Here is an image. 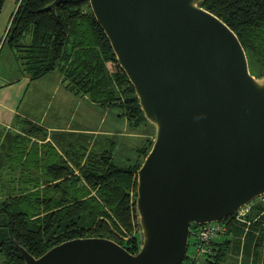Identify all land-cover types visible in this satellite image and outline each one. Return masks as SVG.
I'll list each match as a JSON object with an SVG mask.
<instances>
[{"label": "water", "instance_id": "obj_1", "mask_svg": "<svg viewBox=\"0 0 264 264\" xmlns=\"http://www.w3.org/2000/svg\"><path fill=\"white\" fill-rule=\"evenodd\" d=\"M87 1L154 130L136 171L139 248L77 237L36 257L17 246L24 264H181L191 223L264 194V75L202 0Z\"/></svg>", "mask_w": 264, "mask_h": 264}, {"label": "trees", "instance_id": "obj_2", "mask_svg": "<svg viewBox=\"0 0 264 264\" xmlns=\"http://www.w3.org/2000/svg\"><path fill=\"white\" fill-rule=\"evenodd\" d=\"M52 1L17 0L11 14L3 44L8 43L22 59L23 70L32 79L62 70L73 92L87 95L100 106L117 107L130 127L148 123L88 1L60 2L56 10H44ZM199 5L235 32L245 52L262 67L259 76H263L264 0H202ZM21 121L25 134L9 131L1 146L5 150L7 142H16L19 160L27 152L30 136L46 139L48 135L43 126ZM88 139L81 132L53 133V142L43 145L47 149L38 159L46 180L23 181L25 187L13 189L1 200L0 256L4 258L0 264H24L17 243L36 257L77 237H107L131 253L138 250L136 171L153 138L135 147L133 162L125 165L114 160L115 140L95 151L87 148ZM31 161L30 155L25 162ZM246 217L248 223L236 222L233 215L222 220L226 233L212 242L213 253L202 258V264H223L233 252L240 255L242 264H260L264 202L253 203Z\"/></svg>", "mask_w": 264, "mask_h": 264}, {"label": "crops", "instance_id": "obj_3", "mask_svg": "<svg viewBox=\"0 0 264 264\" xmlns=\"http://www.w3.org/2000/svg\"><path fill=\"white\" fill-rule=\"evenodd\" d=\"M26 41L29 42L30 37H28ZM12 53L14 56L4 59L2 64L5 68H15L16 72L14 73L13 71L12 73L7 74L3 73V69L0 68V201L9 194V190H11V192H13V189L17 190L23 181L31 180L35 182L36 180H46V177L42 174V169L39 167L41 163L38 159L47 149L43 145L46 142H53V133L81 132L90 134L100 133L104 135L118 133V131H114V129L111 128L106 129L105 131H98L97 128L88 127V125H86L88 124V119L84 118L87 114L82 115V118L84 119H82L81 124H79L74 123L72 120L64 122L62 120L63 116L60 115V112L51 113V100L56 98L59 90L63 91L60 98V102L62 103L71 102L78 96V99H85L86 101H89V103H92V105H96L97 103L91 101L85 94H77L73 92L68 87V81L62 70L56 69L40 78L32 79L30 74L23 70L24 65L22 59H19L15 52ZM54 73H57V76L53 79H49L48 76ZM36 81L40 82H38L35 87L40 88L37 90L39 94L35 97L36 99L34 98L36 101L35 109L22 110L21 106L25 95L27 94L28 89L32 87L33 83ZM41 93H47L48 95L47 97H45V95L40 96ZM44 98H47V104L41 105V103H44ZM60 106L63 105L61 104ZM102 107L106 113L110 108L115 106ZM119 113L120 111L117 116H119ZM21 119H27L43 126L48 132V135L46 139H41L38 136H30L27 152L22 156V160H19V152H15L17 150V147H15L16 142H7L5 150H3L1 146L5 135L9 131L15 134H25ZM127 134L130 133L128 132ZM56 148L59 150L58 147ZM31 150L33 153L30 154ZM59 152L62 153L60 150ZM30 155L33 158V161L26 163L25 160ZM14 157L16 158V161H11ZM35 159L37 160L35 161Z\"/></svg>", "mask_w": 264, "mask_h": 264}, {"label": "rangeland", "instance_id": "obj_4", "mask_svg": "<svg viewBox=\"0 0 264 264\" xmlns=\"http://www.w3.org/2000/svg\"><path fill=\"white\" fill-rule=\"evenodd\" d=\"M3 3V4H2ZM87 4V3H86ZM17 0H0V68L3 69V73L10 74L14 71L16 72L15 68H5L2 64V61L7 58H11L14 56L12 53V49L8 45V43H4L5 35H6V28L8 26L9 20L11 18V14L16 8ZM247 60H248V67L251 74L255 76H259L261 73L260 70L262 67L256 63L252 57V54L246 52ZM17 65V64H15ZM57 73L51 74L48 76L49 79H53L56 77ZM46 79V80H49ZM38 82L36 81L33 83L32 87L28 89L27 94L25 95L24 101L22 103L21 109H35L36 101L35 97L39 94L37 90L40 87H35ZM63 94L62 90H59L56 98L51 100V113L52 112H60V115L63 116L62 120L65 122L67 120H72L74 123L81 124L82 119H88L87 122L88 127L90 128H97L98 131H105L106 129H114V131H118V133H114L113 135L108 134H90L89 135L87 148L94 149L95 151H101L102 149L108 147L107 143L109 140H115V162L120 165H125L128 162H133L135 158V147H139L142 143L144 144L147 138H154L153 134V127L149 123H144L143 125L133 128L127 125L126 119L117 116L119 110L117 107L110 108L106 113L103 110V107L100 105H92L89 101L85 99H78L79 96L73 99L71 102L62 103L60 102V98ZM45 95L47 97V93H41L40 96ZM35 98V99H34ZM47 98H44V103L41 105L47 104ZM35 103V104H34ZM63 106H60V105ZM94 106V107H91ZM83 114H87L86 117L82 118ZM130 134H127V133ZM62 154L63 151L59 149ZM44 184V183H43ZM25 187L24 182L19 185V190L21 187ZM30 185L29 187H31ZM33 187V186H32ZM42 187V186H41ZM34 190V187L32 188ZM11 192V190H9ZM9 192V193H10ZM3 200V199H2ZM262 198H257L253 201L259 202ZM1 202V201H0ZM137 231V230H136ZM139 232V229L138 231ZM190 251V249H189ZM236 252L230 253L227 259L224 261L223 264H242L241 257L239 254H235ZM3 256H0V261L3 260Z\"/></svg>", "mask_w": 264, "mask_h": 264}, {"label": "built area", "instance_id": "obj_5", "mask_svg": "<svg viewBox=\"0 0 264 264\" xmlns=\"http://www.w3.org/2000/svg\"><path fill=\"white\" fill-rule=\"evenodd\" d=\"M257 198L264 200V194ZM254 200L242 205L231 214L236 222H249L246 216ZM222 220L196 224L195 227H190L188 245L181 264H202V258L213 253L212 242L222 238L227 230L226 223Z\"/></svg>", "mask_w": 264, "mask_h": 264}]
</instances>
